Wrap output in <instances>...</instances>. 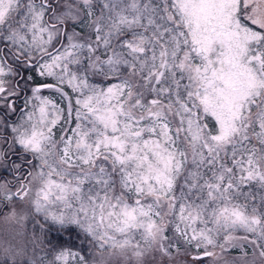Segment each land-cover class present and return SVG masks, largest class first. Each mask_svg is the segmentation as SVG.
I'll return each instance as SVG.
<instances>
[{
    "label": "snow or ice",
    "instance_id": "1",
    "mask_svg": "<svg viewBox=\"0 0 264 264\" xmlns=\"http://www.w3.org/2000/svg\"><path fill=\"white\" fill-rule=\"evenodd\" d=\"M4 210L0 264H264V0H0Z\"/></svg>",
    "mask_w": 264,
    "mask_h": 264
},
{
    "label": "flooded vegetation",
    "instance_id": "2",
    "mask_svg": "<svg viewBox=\"0 0 264 264\" xmlns=\"http://www.w3.org/2000/svg\"><path fill=\"white\" fill-rule=\"evenodd\" d=\"M3 215H7V210H4L3 211V213L2 214H0V222H4L3 220ZM32 231H33V226H32V224H31V222L29 221V222H26V236L27 237H31V235H32ZM237 250L238 251H240L241 252V250L240 249H230V250H228L227 252H225V253H223V256H222V259H221V261L219 262V264H223V261L224 260H227V261H229V262H231V261H233V260H236L237 261V264H239V262H240V257H241V255H242V253H240V254H238L237 253ZM247 251H248V259H251V257H252V249H251V247L250 246H248L247 247ZM217 253H218V255L220 254L219 253V250H217ZM183 263L185 264V261H186V259H187V257H185V256H183ZM257 264H259V262L257 261Z\"/></svg>",
    "mask_w": 264,
    "mask_h": 264
},
{
    "label": "rangeland",
    "instance_id": "3",
    "mask_svg": "<svg viewBox=\"0 0 264 264\" xmlns=\"http://www.w3.org/2000/svg\"><path fill=\"white\" fill-rule=\"evenodd\" d=\"M3 221L4 222H0V239H8L10 235H15V232L18 230V226L15 222ZM182 258L183 255L177 256V264H184ZM108 264H124V262L121 257L113 256L108 260Z\"/></svg>",
    "mask_w": 264,
    "mask_h": 264
},
{
    "label": "trees",
    "instance_id": "4",
    "mask_svg": "<svg viewBox=\"0 0 264 264\" xmlns=\"http://www.w3.org/2000/svg\"><path fill=\"white\" fill-rule=\"evenodd\" d=\"M237 253L240 254L241 252L237 250ZM86 254H87V253H86ZM182 261H183V259H182ZM183 262H184V261H183Z\"/></svg>",
    "mask_w": 264,
    "mask_h": 264
}]
</instances>
